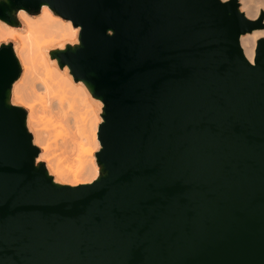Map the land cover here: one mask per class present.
<instances>
[{"label": "water", "instance_id": "1", "mask_svg": "<svg viewBox=\"0 0 264 264\" xmlns=\"http://www.w3.org/2000/svg\"><path fill=\"white\" fill-rule=\"evenodd\" d=\"M80 27L50 49L102 102L92 182H57L0 44V264H264L263 27L239 0H0Z\"/></svg>", "mask_w": 264, "mask_h": 264}, {"label": "clouds", "instance_id": "2", "mask_svg": "<svg viewBox=\"0 0 264 264\" xmlns=\"http://www.w3.org/2000/svg\"><path fill=\"white\" fill-rule=\"evenodd\" d=\"M260 6L264 7V0H261ZM44 13L50 15L47 7L44 8ZM18 15L20 20L24 22L23 28H10L7 23L0 20V39L3 41L17 40V51L21 53V59L24 61V75L16 82L10 102L13 105H21L30 110L28 125L31 131L36 134L35 143L45 149V153L41 154L39 159L50 160L51 157L47 154V150L54 139H58L65 134L64 120L67 119L74 107V103L71 101H69L67 108L64 107L68 96L62 88L58 87L60 79L54 75L58 71L56 60H50L48 57L49 48L63 49L65 43L55 42L54 37L48 36L38 26L33 25L32 19L25 11H19ZM39 19L42 21L44 18ZM250 19H258V15L251 16ZM66 27L71 29V23L69 22ZM79 31V28H76L75 31L72 29L71 35L75 37ZM256 35L264 36V32H258ZM78 42L73 38L72 43ZM26 50L27 55H25ZM251 55L252 53L249 52V56ZM68 73L69 68L64 67L60 78L67 76ZM67 78L71 79L70 76ZM39 85L43 87L40 88ZM79 87L84 88V85L80 84ZM53 101L59 102V109L53 110ZM97 105L101 107L99 103ZM57 113H59V119H57ZM53 129L56 130L54 133ZM42 132L49 134L47 142L42 138ZM96 147L99 148L100 145L97 144ZM91 178L95 179L96 177L93 175ZM57 179L59 180L61 177L58 175ZM66 182L79 183L78 180Z\"/></svg>", "mask_w": 264, "mask_h": 264}, {"label": "bare ground", "instance_id": "3", "mask_svg": "<svg viewBox=\"0 0 264 264\" xmlns=\"http://www.w3.org/2000/svg\"><path fill=\"white\" fill-rule=\"evenodd\" d=\"M241 1V10H245L246 15L248 17L251 16H257L259 15L262 8L261 7V0H240ZM47 6L50 12V15H46L43 12L44 7ZM25 11L28 16L32 19L33 25H36L39 27L41 31H43L45 34H47L50 37L55 38V42H72L73 38L76 40H79V32L76 33L75 37L71 35L72 29H76L80 27H76L73 25L71 20L64 19L60 15L56 14L48 5H43L41 7L40 12L37 15H33L32 13L26 11L25 9H20L19 11ZM43 17L44 19L41 21L39 18ZM1 20V19H0ZM18 22H15L14 24H10L6 21L10 28H23L24 22L18 19ZM71 23V29H68L66 25L68 23ZM258 32H264V28L255 29L252 32L245 33L241 36V46L245 52V55L249 58V60L253 61L255 54H256V46L259 38H262L264 36H257L256 33ZM67 33V35H65ZM15 52L19 58V61L22 66V73L20 78L17 80L19 81L23 75H24V61L21 59V53L17 51V40H15ZM68 44V43H67ZM50 48L48 50V57L50 60ZM249 52L252 53L251 56H249ZM25 55H27V50L25 51ZM57 62V61H56ZM56 68L58 71L54 74L58 79H60V85L58 87L62 88L68 96V99L65 101L64 107H68L69 101L74 103V107L72 111L69 113L66 120H64L65 124V134L60 136L58 139H54L52 144L49 146V149L47 150V154L49 155L52 147H62L64 150V153L67 154V157L71 164L67 163V160H64L62 163H59L55 159L50 160H44L46 163V166L49 170V172L54 175L55 180L57 182L63 183L66 180L74 179L78 180L79 183H74V185L81 184L82 182L88 183L95 180L99 174H100V168L101 166L98 164L97 159L94 155V152L90 147H88V142L85 141L86 135H85V123L82 119L81 121V109H83V105L85 102L91 97L90 90L88 86L83 81H76L74 77L70 74V72L67 74V76H64L63 78H60V74L63 73V69L60 68L58 63L56 64ZM70 76L71 79L69 80L67 77ZM16 81V82H17ZM16 82L13 84L11 88V97L13 95V89L15 87ZM80 84L84 85V88H80ZM38 87L42 88V85H39ZM53 110L59 109L60 105L58 101H53ZM29 109H28V116H29ZM59 113H57V119H59ZM81 123V124H80ZM99 124H101V121L99 123H96L94 126L95 136H97V131L99 128ZM29 126V125H28ZM30 128V127H29ZM31 129V128H30ZM53 133L56 131L55 129L52 130ZM47 134V133H46ZM42 138L47 142L48 135L45 136V132L41 133ZM36 134L34 133V142H35ZM98 143L101 148L100 141L98 139ZM97 143V144H98ZM36 144V143H35ZM41 148V154L45 153V149L39 145ZM58 147V148H59ZM60 149V148H59ZM39 156L37 160H39ZM72 158V160H71ZM64 165H66L64 167ZM55 169V170H54ZM60 176L61 179H57V176ZM95 175V179H92L91 177Z\"/></svg>", "mask_w": 264, "mask_h": 264}, {"label": "rangeland", "instance_id": "4", "mask_svg": "<svg viewBox=\"0 0 264 264\" xmlns=\"http://www.w3.org/2000/svg\"><path fill=\"white\" fill-rule=\"evenodd\" d=\"M240 1V0H239ZM240 5H241V1H240ZM245 12V10H242ZM246 14V12H245ZM18 18H19V15H18ZM250 18V17H249ZM262 19V23H263V27L264 28V8L261 9L259 15H258V19L256 20H260ZM264 38V37H262ZM260 39V38H259ZM4 42H13L14 43V47H15V40L13 39H10L8 41H4ZM65 45L67 43H71L73 44L72 42H64ZM1 44V43H0ZM52 49V48H50ZM91 95V94H90ZM96 101H99L95 98H93L92 96L85 102V104L83 105V109H81V121L82 119L84 120L83 123H85V135H86V138H85V141L88 142V147H90L92 149V151L94 152V155L96 157V154L98 152V148L96 147L97 143H98V139H99V136H98V132H99V128H98V131H97V136H95V131L93 130L94 129V126L96 125V123H99L101 121L102 123V108L99 107V105H97ZM100 103L102 104V102L100 101ZM103 105V104H102ZM24 107V106H23ZM25 108V107H24ZM27 109V108H26ZM28 110V109H27ZM81 124V123H80ZM99 127H100V124H99ZM34 134V133H33ZM45 136H47V134L45 133ZM100 141V140H99ZM39 146V145H38ZM40 147V146H39ZM52 147L51 148V151L49 153V156L51 157V159H55L57 160L59 163H62L64 160H67L68 157H67V154L64 153V150L62 147ZM97 159V158H96ZM72 160V158H71ZM67 163L71 164L72 162L67 161ZM66 165H64L65 167ZM74 179H70V180H66V181H73ZM63 182L64 184H71V185H74V183H69V182ZM84 183V182H82ZM81 183V184H82ZM78 185V184H77Z\"/></svg>", "mask_w": 264, "mask_h": 264}, {"label": "snow or ice", "instance_id": "5", "mask_svg": "<svg viewBox=\"0 0 264 264\" xmlns=\"http://www.w3.org/2000/svg\"><path fill=\"white\" fill-rule=\"evenodd\" d=\"M47 6H45L44 8H46ZM48 8V7H47ZM43 12H44V9H43ZM45 14V13H44ZM73 31H75V29H73ZM4 41L2 39H0V43H3ZM97 103H99L101 105V108L103 107V105L100 103V101H97ZM99 144V143H98ZM38 145V144H37ZM40 161H44V160H41L39 159Z\"/></svg>", "mask_w": 264, "mask_h": 264}]
</instances>
